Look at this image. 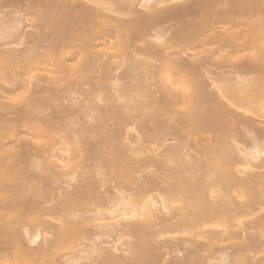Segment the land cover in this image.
<instances>
[{
	"label": "bare ground",
	"instance_id": "obj_1",
	"mask_svg": "<svg viewBox=\"0 0 264 264\" xmlns=\"http://www.w3.org/2000/svg\"><path fill=\"white\" fill-rule=\"evenodd\" d=\"M0 264H264V0H0Z\"/></svg>",
	"mask_w": 264,
	"mask_h": 264
},
{
	"label": "rangeland",
	"instance_id": "obj_2",
	"mask_svg": "<svg viewBox=\"0 0 264 264\" xmlns=\"http://www.w3.org/2000/svg\"><path fill=\"white\" fill-rule=\"evenodd\" d=\"M247 17H248V16L246 15V16H244L243 18H247ZM168 24H170V23H168ZM240 28H241V29H243V28L246 29V27H243V26L240 27ZM241 29H240V30H241ZM244 29H243V30H244ZM57 103H58V102H57ZM57 103H56V104H57ZM65 103H66V102H65ZM54 104H55V103H54ZM68 105H69V103H68ZM68 105H67V106H68ZM68 107H69V106H68ZM68 109H69V108H68ZM4 117H5V116H4ZM3 119H4V118H3ZM1 124H2V123H1ZM2 125H3V124H2ZM70 136H71V134H70ZM202 143H204V142H202ZM205 144H206V143H204V145H205ZM26 160H27V159H26ZM27 164H28V163H27ZM28 167H29V166H28ZM29 169H30V167H29ZM32 174H34V173L32 172Z\"/></svg>",
	"mask_w": 264,
	"mask_h": 264
}]
</instances>
